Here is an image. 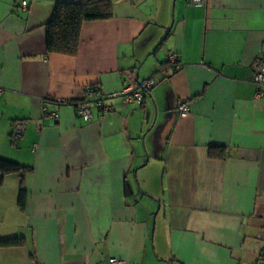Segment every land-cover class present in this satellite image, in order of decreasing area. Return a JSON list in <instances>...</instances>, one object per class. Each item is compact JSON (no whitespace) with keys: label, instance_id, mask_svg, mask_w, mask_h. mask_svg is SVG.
Listing matches in <instances>:
<instances>
[{"label":"crops","instance_id":"crops-1","mask_svg":"<svg viewBox=\"0 0 264 264\" xmlns=\"http://www.w3.org/2000/svg\"><path fill=\"white\" fill-rule=\"evenodd\" d=\"M78 1L0 0V158L30 169L0 174V241L22 240L0 264H264V0H110L75 56L48 53L55 5ZM150 78L141 105L43 113Z\"/></svg>","mask_w":264,"mask_h":264},{"label":"trees","instance_id":"trees-1","mask_svg":"<svg viewBox=\"0 0 264 264\" xmlns=\"http://www.w3.org/2000/svg\"><path fill=\"white\" fill-rule=\"evenodd\" d=\"M112 17L110 0H79L76 4L58 3L55 5L49 23L45 27V44L48 53L75 56L78 49L80 30L86 22L106 21ZM169 33L167 34V36ZM163 41L158 45L161 47ZM210 158H222L223 149L209 148ZM30 171L16 163L0 158V174H18L22 178ZM18 206H25V192L20 184ZM22 244L18 238L0 241V247L10 248Z\"/></svg>","mask_w":264,"mask_h":264},{"label":"built area","instance_id":"built-area-1","mask_svg":"<svg viewBox=\"0 0 264 264\" xmlns=\"http://www.w3.org/2000/svg\"><path fill=\"white\" fill-rule=\"evenodd\" d=\"M26 2H21V8L26 7ZM188 6H207L208 0H187ZM169 63L173 70H180L181 65L178 63L176 56L171 55L169 57ZM252 82L256 87L255 99H259L263 96L264 92V59H261L258 64V71L253 75ZM156 86V82L153 78L145 80L137 84L125 85L119 92L111 94H102L98 88L94 86L85 87L82 90V96L79 100L67 103L65 101H42L43 113L46 116L51 117L54 120L58 119V113H50L47 109L48 105L64 106L70 105L74 108L76 116L82 119L84 122H88L92 116V110L98 111L99 115L105 116L112 112V108L108 105V102L119 98L124 105L138 104L141 105L146 95L150 90ZM1 94V90H0ZM177 114L180 117H185L189 114V105L186 102H179L176 108ZM108 264H124L123 261L111 258Z\"/></svg>","mask_w":264,"mask_h":264}]
</instances>
